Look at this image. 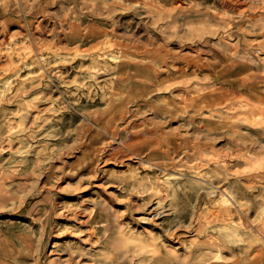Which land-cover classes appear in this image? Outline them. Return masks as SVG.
<instances>
[{"label": "rangeland", "instance_id": "374dc122", "mask_svg": "<svg viewBox=\"0 0 264 264\" xmlns=\"http://www.w3.org/2000/svg\"><path fill=\"white\" fill-rule=\"evenodd\" d=\"M0 264H264V0H0Z\"/></svg>", "mask_w": 264, "mask_h": 264}]
</instances>
